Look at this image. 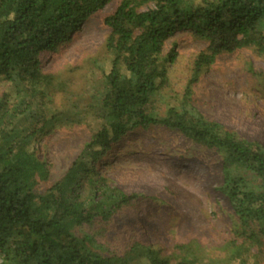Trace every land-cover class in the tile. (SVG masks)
<instances>
[{"label":"trees","instance_id":"1","mask_svg":"<svg viewBox=\"0 0 264 264\" xmlns=\"http://www.w3.org/2000/svg\"><path fill=\"white\" fill-rule=\"evenodd\" d=\"M110 4L100 86L80 108L73 97L83 95L68 92L70 78L49 70L46 56ZM187 30L208 47L195 61L180 103L160 116L154 100L175 58L174 52L163 54L164 45ZM243 49L264 57V0H0V264H262L264 144L205 118L191 92L218 56ZM61 92L67 105L55 102ZM93 113L103 121L101 130L72 167L38 194L37 185L51 180L50 164L37 155L38 137L51 126L82 124ZM155 125L222 153L217 191L238 218L230 240L218 247L224 254L211 255L198 240L180 241L165 254L132 238L121 254L104 256L95 248L105 243L76 235L77 228L108 222L138 198L110 187L95 163L128 132Z\"/></svg>","mask_w":264,"mask_h":264},{"label":"rangeland","instance_id":"2","mask_svg":"<svg viewBox=\"0 0 264 264\" xmlns=\"http://www.w3.org/2000/svg\"><path fill=\"white\" fill-rule=\"evenodd\" d=\"M114 5H108L74 31L59 52L46 56L49 70L70 78L68 92L83 95L73 97L80 108H85L87 99L100 86V65L110 34L104 20ZM207 47L205 39L188 30L178 31L167 40L163 54L174 52L175 58L154 100L155 112L160 116L180 103L193 77L194 63ZM191 89L193 105L205 118L234 130L243 139L264 144L262 55L252 49L223 53L201 72ZM56 98L59 106L68 104L64 93ZM102 127V119L93 113L82 124L51 126L39 136L37 155L50 164L51 180L40 182L35 191L44 194L52 182L60 179L81 156L93 133ZM102 155L95 163L98 177L106 179L110 187L138 198L108 222L97 220L77 228L78 237L89 234L105 243V248H95L104 256L121 254L132 238H142L165 254L183 240H198L211 255L224 254L218 247L230 240L238 218L226 197L217 191L223 184L224 166L218 149L204 147L178 130L155 125L128 132ZM236 229L242 230L239 226ZM258 233L264 250V233Z\"/></svg>","mask_w":264,"mask_h":264}]
</instances>
